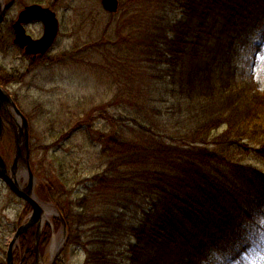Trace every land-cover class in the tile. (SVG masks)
<instances>
[{
    "label": "rangeland",
    "instance_id": "374dc122",
    "mask_svg": "<svg viewBox=\"0 0 264 264\" xmlns=\"http://www.w3.org/2000/svg\"><path fill=\"white\" fill-rule=\"evenodd\" d=\"M50 1L52 0H5L6 9L0 25V80L3 84H5L3 81L8 83L5 84L8 96H12L19 111L30 120V138L33 135L30 143L34 149V153H30L36 156L34 163H42L38 172L45 178L49 157L53 151L57 153L64 151L69 155L73 167L71 172L74 173L76 181L75 191L70 199L74 209H70L67 214L77 222L74 226L75 235H79L82 240L92 239L97 232L102 234L99 239L106 241L108 253L111 250L110 264H182L170 251L164 253L163 260L154 262L162 253L159 252L157 245L149 241V234L162 237L166 233L170 235L172 233L168 228L163 229V233L159 231L161 225L154 219L159 216L165 217L168 210L165 202L159 200L155 213L151 212V204L156 195L150 193L148 187L138 189L139 192L135 195L124 196L122 194L128 193L123 192L120 183H117L112 190L110 206L107 207L104 203L101 207L103 202L91 196L85 203L88 195L86 186L90 184L86 180L98 166L97 155L103 157V150H107L104 140H100V143L95 142V134L98 133L104 139L108 137L117 139L120 143L131 142L144 149L151 146L154 135L163 134L162 136L167 137L163 141L169 145H179L183 147L180 149L185 151L205 149L208 152H217L224 158L223 154L211 146L192 145L187 134L192 132L198 123H203L207 119L210 108L215 106L226 108L225 93L221 91L220 84L211 89V86L204 82L206 76L202 71L198 76L192 77L193 83L187 84L189 71L198 72L207 59L205 55L195 53L189 62L180 67L182 72H179V69L171 71L176 94L170 93L168 99L165 95L159 101L154 100L155 85L150 81L152 77L164 78L162 81L164 80L169 89H172L173 85L169 83L171 79L164 73L166 67L162 64L164 62L162 52H154L157 45L153 44V49L148 47L151 44H147L145 48L144 45L148 36L153 34L152 29L156 27L153 20L162 19L166 12L154 9L146 11L144 0H118L122 11L120 9L115 17L103 13L99 0H53L59 21L56 44L46 56L40 57L41 60L34 62L30 58H23L12 45L11 31L7 26L16 20L18 12L24 7L33 4L50 7L46 5ZM122 12L130 15L132 24L126 25L123 15L119 17ZM179 18L178 13L167 16L168 20ZM25 29L34 39L41 36L42 28L39 23L28 25ZM142 39L145 41L141 43ZM193 48L192 51L196 52V47ZM248 48L247 54L239 58L242 64L241 71L243 67L245 70L254 68L255 59L249 55L254 48L252 46ZM148 50L151 53L147 57L149 62L140 63L146 58ZM55 56L60 57L59 61H54ZM124 59H129L132 64L127 60L125 63L131 67H128L124 76H119L117 61ZM262 68L259 75H256L264 82V65ZM162 89L160 87L158 93ZM118 90L122 92V97L120 103L113 106L111 102L118 94ZM180 98L185 105L179 106ZM192 100H196L198 104L193 105ZM139 109L144 112L146 122L131 124L125 111ZM154 111H159L161 116H154ZM225 127L226 125L216 135H220ZM80 128L84 131L82 135L75 134L66 144L61 142L58 147L55 146L62 130L68 133L69 129ZM118 130L125 131L128 136L122 138ZM246 135L250 139L241 140V134L236 133H232L229 139L227 137L221 139V141L228 139L227 144L231 143L233 147L231 153L226 156L236 157L241 164L264 174V157L259 153L260 150L264 151V134L249 131ZM251 136L254 141L251 140ZM194 145L199 148H193ZM2 154L5 155V151ZM227 157L228 161H232ZM219 170L222 173L221 180L230 176L224 164L219 165ZM19 175L21 181L27 180L25 168L19 169ZM51 180L61 184L58 174ZM37 183L38 179L35 178L33 184L37 186ZM124 206H127V209ZM23 209L24 201L14 195L0 179V264L4 262L7 245L14 233L13 224L21 217ZM44 210L48 213V210L53 209L50 205L44 204ZM86 210V215L95 220L96 224L86 225V221H77V217ZM144 212L145 215L148 213L151 215L150 220L142 214ZM46 217L53 218L52 215ZM109 218L112 224L108 225L106 221ZM142 221H147L145 234L141 239L132 237L131 229H137ZM57 228L56 225L55 229ZM59 234L51 247L47 248L43 256L44 261L41 262L42 259L38 258L39 264H50L54 254L59 250V244L63 242ZM83 243L85 241H81V245ZM81 245L65 247L58 254L59 260L64 264H85L87 253ZM132 249L137 253L131 252ZM21 251L20 244L18 249L20 256ZM261 257L264 261V255ZM258 261L256 259L250 264H257ZM230 262L232 261L229 258L212 255L205 257L202 264Z\"/></svg>",
    "mask_w": 264,
    "mask_h": 264
},
{
    "label": "trees",
    "instance_id": "16d2710c",
    "mask_svg": "<svg viewBox=\"0 0 264 264\" xmlns=\"http://www.w3.org/2000/svg\"><path fill=\"white\" fill-rule=\"evenodd\" d=\"M144 3L146 11L154 9L166 12L162 19L153 20L156 27L152 29L153 34L148 36L144 48L151 44L148 47L153 49V44H156L154 52H162L161 57L168 66V71L175 72L191 60L195 53L205 55L207 59L203 73L206 77L215 74L221 80L231 77L233 82L227 81L222 86L223 91L231 93L236 88L233 92L238 98L248 99L250 95L253 97L250 107L242 106L240 110L231 111L230 118L222 116V121L227 123L228 128L221 139L234 131L241 134V137L250 139L244 135L248 131L256 132L260 129L257 124V108L259 103L264 104V96H259V87L252 82L250 91L234 83L235 79L241 77L235 63L237 51L247 48L250 38L260 28V34L264 37V0H144ZM171 13H178L180 18L168 20L167 16ZM144 41L142 39L141 43ZM193 45L196 52L192 51ZM233 45L231 56L228 48ZM214 47L217 48L213 49ZM149 52L148 50L145 55H149ZM126 71L127 67H123V74ZM198 75L199 73H195V77ZM157 79L161 78L154 76L150 81L163 89L158 93V88L155 87L154 100L159 101L165 95L168 99L170 93H175L174 88L158 84ZM126 112L129 116L132 110ZM160 114L159 111H154V116L160 117ZM130 121L134 124L146 122V116L139 109L135 119ZM217 122L199 127L193 134L192 143H204V139H198L209 138L221 125L214 126ZM81 130L83 128L69 129L68 133L62 130L55 146L58 147L61 142L66 144L75 134L82 135L84 131ZM118 133L122 138L128 136L125 131L118 130ZM95 135V142L104 140L107 150H103V157L97 155L98 166L86 180L90 183L86 189L88 192L92 189L93 193L90 192V195L102 198L108 207L112 200V190L117 183H120L123 192L128 193L122 194L124 196L135 195L139 192L138 189L148 187L150 193L156 195L151 212L155 213L159 200L165 202L168 210L165 217L159 216L154 220L161 225L160 232L163 233V229L168 228L172 235L166 233L165 236L154 237V234H149V241L157 245L160 252L170 251L182 264H201L211 254L241 260L256 248V235L264 229V175L236 164L227 171L230 176L221 180L222 173L216 160L220 161L222 157L215 158L213 154L203 150L194 152L176 149L178 147L165 144L163 139L167 137L162 136L163 134L154 135L151 146L146 149L131 142L120 143L117 139H104L98 133ZM217 149L221 154L225 152L224 146H217ZM35 159L36 157L31 161L30 158V168L39 179L36 194L44 203L51 202L56 206L67 224L68 245L75 244V240L79 239L74 228L77 222H72L73 217L67 214L70 209H74L70 200L76 181L71 172L72 161L64 151H53L49 157L47 174L43 178L38 172L42 163H34ZM57 174L61 184L51 180ZM26 207L29 212V207ZM77 218L78 222L86 221L89 225L95 222L86 214ZM146 218L150 220L151 215ZM54 221L58 226V221ZM110 221V218L107 219L106 224H111ZM142 230L145 228L140 226L133 234L140 239L139 232ZM41 236L40 245L44 247L51 236L49 225L45 226ZM21 240L23 264H33V255L29 252L33 238L27 235ZM94 244L97 246L88 251L86 264H108L106 243L100 240ZM55 264L64 263L57 261Z\"/></svg>",
    "mask_w": 264,
    "mask_h": 264
},
{
    "label": "water",
    "instance_id": "95a60500",
    "mask_svg": "<svg viewBox=\"0 0 264 264\" xmlns=\"http://www.w3.org/2000/svg\"><path fill=\"white\" fill-rule=\"evenodd\" d=\"M102 6L104 10H106L108 13H115L117 11L118 7V2L117 0H101ZM2 9H0L1 13ZM18 17V20L15 22L14 26L12 27L14 30L15 34V40L14 44H17L21 49L25 50L26 54H32V55H38V54H43L45 51L51 46L56 38L57 32H58V24L55 19L54 13H52L48 9H43L39 6H29L25 8ZM30 21H41L44 26V34L42 38L39 41H32L30 38L25 36L24 29H23V24L26 25V23ZM6 106H11V108L14 110L15 114L21 119L22 122V128L18 129V135L16 137V144L18 148V153L19 156L22 158V152L25 151L24 153L27 152V145H28V128H27V122L25 119L21 116V114L18 112L16 107L14 106L13 102L10 100V98L0 89V110L2 108L5 109ZM0 133H1V122H0ZM26 161L28 158V153H26ZM19 157V158H20ZM5 164L3 160L0 157V169L2 173L6 175L5 173ZM12 174L11 177L14 179V182L11 181L12 186L14 190L21 195L32 207L33 209V214L29 220V222L25 225L22 226L18 232L15 234L13 241L11 242L7 254V264H13L12 263V247L17 241L18 237L26 232L32 225L35 223H38V230L40 228V219L42 214V210L37 205V203L32 199V197L29 195L31 194L32 190V177L30 176V181L28 182V185L26 187V192H22V190L18 189L17 182L15 180V170L11 169ZM38 237V236H37ZM37 245V244H36ZM36 245L35 250L37 252V247Z\"/></svg>",
    "mask_w": 264,
    "mask_h": 264
}]
</instances>
